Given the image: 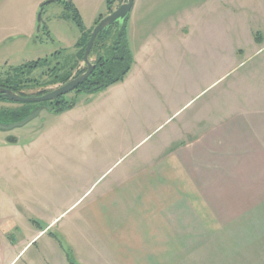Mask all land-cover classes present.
I'll return each instance as SVG.
<instances>
[{
    "label": "rangeland",
    "instance_id": "obj_1",
    "mask_svg": "<svg viewBox=\"0 0 264 264\" xmlns=\"http://www.w3.org/2000/svg\"><path fill=\"white\" fill-rule=\"evenodd\" d=\"M47 1L0 0V85L27 94L41 90L42 81L46 79L43 74L49 66L57 62L58 68L64 71L76 66L77 44L82 40L83 30L94 29L99 18L108 15L106 0ZM119 5L120 1L115 9ZM40 8L43 9V27L38 34ZM134 13L138 14L137 19L148 17V21L142 22L146 24L147 33L155 35L157 30L185 23L189 25V30H185L189 31V37L173 36L168 39L174 48H154L148 55H142L146 69L143 64L139 77L119 90H109L111 85L100 91L67 93L62 104L73 106L60 112L44 108L30 122L12 130L19 138L17 143L4 141L7 134L0 129L2 216L14 214L15 203L47 219L61 215L82 195L83 199L75 209L64 214L60 224L64 226L72 219L80 233L92 235L89 224L80 218V214L84 215L85 203L109 190L114 183L119 185L118 195L124 196L128 168L138 171L141 154L151 156L160 151L150 148L169 127L166 122L157 129L158 122H164L190 98L194 99L180 113L188 114L213 95L230 94L236 77L247 74L248 69L264 61V50L257 59L248 57L254 48H264V0H140ZM113 36L108 35L106 43L112 42ZM145 38L140 34L131 40L132 54ZM215 48H224L223 71L228 64L224 61L225 55L230 56L237 49L240 50L236 53L238 60L244 63L229 70L222 83L219 81L207 88L219 76L215 62L220 63V55ZM173 59L180 60L181 70ZM39 60V65L31 68L33 62ZM262 66L255 76L262 77ZM57 105L53 107L59 108ZM25 109L34 110V104L0 98L1 122L10 124L23 120ZM85 111H89V115ZM178 129L181 135L183 124ZM168 138L174 139L165 137L164 145ZM134 172L133 176L138 174ZM92 185V190L85 195ZM118 195L116 191L114 198L119 199ZM106 221L110 224L126 220L122 214L116 218L110 216ZM101 249L102 253L104 248ZM89 250L94 253L92 248ZM34 251L32 248L22 254L17 264L28 262Z\"/></svg>",
    "mask_w": 264,
    "mask_h": 264
},
{
    "label": "crops",
    "instance_id": "obj_2",
    "mask_svg": "<svg viewBox=\"0 0 264 264\" xmlns=\"http://www.w3.org/2000/svg\"><path fill=\"white\" fill-rule=\"evenodd\" d=\"M139 1L129 16L128 41L140 34L146 38L134 49V63L124 81L109 90L139 77L143 64L146 69L142 55L154 48H174L168 39L173 36L189 37L185 23L155 35L145 32L142 22L148 17L137 19L134 13ZM215 50L220 55V63L215 62L219 76L207 88L222 83L228 72L244 63L237 49L225 55L228 64L223 71L224 48ZM262 50L249 51V59L260 57ZM173 62L182 69L180 60ZM261 65L262 77L255 76ZM247 71L233 80L230 94L213 95L188 114L180 113L194 99L190 98L158 122L157 129L166 122L169 127L150 148L160 151L141 154L138 171L128 168L124 196L118 195L119 185L114 183L85 203L80 218L92 235L80 233L72 219L60 224L82 195L61 215L47 219L15 203L12 215L2 216L0 210V263L17 264L33 248L25 264H71L58 236L81 264H264V61ZM171 135L174 139L164 145L162 140ZM116 191L119 199L114 198ZM122 214L125 222L107 223L108 217Z\"/></svg>",
    "mask_w": 264,
    "mask_h": 264
},
{
    "label": "trees",
    "instance_id": "obj_3",
    "mask_svg": "<svg viewBox=\"0 0 264 264\" xmlns=\"http://www.w3.org/2000/svg\"><path fill=\"white\" fill-rule=\"evenodd\" d=\"M55 1V0H51ZM59 1V0H57ZM120 1V4L123 2V0H106L107 7H108V14L112 12L115 9L116 3ZM70 3V2H69ZM68 3V4H69ZM103 18L100 17L99 20ZM99 20L96 22V24L99 22ZM129 17L126 19L124 28L122 29V32L119 33V26L114 25L111 27L106 33H100L94 43V46L91 51V57H94L96 62L98 63L97 68L93 71L87 82L83 85V89L87 92H94V91H100L103 90L115 83L124 81L125 77L129 73V71L132 68V65L134 63V55L132 54L130 48H129V41L127 37L126 27L128 23ZM80 21V20H79ZM82 23H79L81 25ZM91 30H83L82 34V40H80L77 44L78 53L76 58V65L83 61V56L85 52V48L87 45V42L90 38ZM110 34H114V40L112 42L106 43V37ZM41 60L33 62L32 66L35 67L39 65ZM45 61H47L45 59ZM71 68L70 70H63L62 75L58 76L56 81L57 83L64 84L66 81L69 80L70 74L72 73V70L75 69ZM8 87L7 85H3ZM11 88V87H10ZM16 92H19L20 94L24 96H31L34 94H27L24 91H18L15 88H12ZM44 91H48V89H43ZM57 107H63V110L67 108L66 104L58 103ZM25 116L27 117L31 110L25 109ZM34 223H38L34 221ZM56 236V235H55ZM56 238L60 241L62 247L66 250L68 259L71 264H81L78 262V260L74 257L73 252L71 249L64 243V241L56 236Z\"/></svg>",
    "mask_w": 264,
    "mask_h": 264
},
{
    "label": "water",
    "instance_id": "obj_4",
    "mask_svg": "<svg viewBox=\"0 0 264 264\" xmlns=\"http://www.w3.org/2000/svg\"><path fill=\"white\" fill-rule=\"evenodd\" d=\"M48 2H51V0L47 1L46 3ZM134 4H135V0H123V2L116 9H114L108 15L103 17L101 20H99V22L96 24L93 31L91 32L90 38L85 48L83 61L81 63L80 69L81 70L85 68L87 69L81 76L71 79L67 83L56 85L54 88H52L51 91H49L47 94L42 96H36V95L24 96L19 92L14 91L11 88L0 85V97L7 100L17 101L22 103H36V102L40 103L44 101H52L62 95H65L75 90L77 87H79V85L85 82V80L93 73V71L96 68V63L91 59V51L98 35L100 33H106L114 25L119 26V33H121L122 29L124 28L126 19L130 16ZM42 11L43 9L40 8V11L38 13V20H37L38 34L43 27ZM72 106L73 104L69 105L68 107H72ZM44 108H48L58 112L63 110V107H59L55 109L51 105H46V106L38 105L34 110L31 111V113L27 117H25L23 120L19 122L10 123V124H4L0 122V129L8 131L16 127L23 126L28 122H30L35 117H37ZM18 141L19 138L17 136H11L9 138V142L11 143H17Z\"/></svg>",
    "mask_w": 264,
    "mask_h": 264
},
{
    "label": "flooded vegetation",
    "instance_id": "obj_5",
    "mask_svg": "<svg viewBox=\"0 0 264 264\" xmlns=\"http://www.w3.org/2000/svg\"><path fill=\"white\" fill-rule=\"evenodd\" d=\"M46 60L48 61L47 58H46ZM95 60L96 59L94 58L93 61L96 63V68H97L98 63ZM81 63H82V61L76 65L75 69L72 70V73L70 74V78H69L68 81H70L71 79H74V78H77V77L81 76L86 71L87 68L82 69V70L80 69ZM58 64L59 63L56 62V64H54L52 67L51 66L48 67L47 73H44L43 74V76H45L46 79L42 81V85L40 86L41 87V90H38L36 93H34V95H36V96L45 95L49 91H51L52 88H54L56 85L62 84V83H59V82L57 83V81H56L57 77L60 76V75H62V73H63V70H60L58 68ZM37 66H35V67H37ZM35 67H33L31 65V68H35ZM72 68H74V66ZM89 77L85 80V82L83 84L79 85V87H77L75 90L71 91V93L74 92V91H85L83 89V85L87 82V80L89 79ZM68 81H66L65 83H67ZM1 86H3V85H1ZM4 87H6V86H4ZM8 88H10V87H8ZM43 89H48V91H44L43 92ZM65 95H67V94H65ZM65 95H62V96H60V97H58V98H56V99H54L52 101H44V102H40V103L36 102V103H32V104H34V108H36L38 105H44V106L51 105V106H53L55 103H57V104L58 103H62ZM0 98H2V97H0ZM68 105H69V103L66 104V106H68ZM0 122H1V120H0ZM1 123H4V122H1ZM4 124H8V123H4ZM1 130H3V129H1ZM12 130H8V131L7 130H3L7 134L6 137H5L6 139L4 141H6V142L8 141V143H9V138L11 136H14L13 135L14 133H12Z\"/></svg>",
    "mask_w": 264,
    "mask_h": 264
}]
</instances>
